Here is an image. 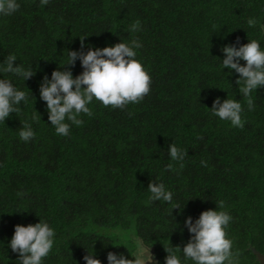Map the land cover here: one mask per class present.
<instances>
[{
	"label": "trees",
	"instance_id": "trees-1",
	"mask_svg": "<svg viewBox=\"0 0 264 264\" xmlns=\"http://www.w3.org/2000/svg\"><path fill=\"white\" fill-rule=\"evenodd\" d=\"M261 264L264 0H0V264Z\"/></svg>",
	"mask_w": 264,
	"mask_h": 264
},
{
	"label": "rangeland",
	"instance_id": "rangeland-1",
	"mask_svg": "<svg viewBox=\"0 0 264 264\" xmlns=\"http://www.w3.org/2000/svg\"><path fill=\"white\" fill-rule=\"evenodd\" d=\"M140 254H141V257L137 261V264H153V263H151L152 254H151L150 250L143 247V250L140 252ZM149 259H150V261L148 262Z\"/></svg>",
	"mask_w": 264,
	"mask_h": 264
},
{
	"label": "water",
	"instance_id": "water-1",
	"mask_svg": "<svg viewBox=\"0 0 264 264\" xmlns=\"http://www.w3.org/2000/svg\"><path fill=\"white\" fill-rule=\"evenodd\" d=\"M254 253L257 255V259L260 261L261 264H264V253L257 250V249H253ZM150 261V259L148 260V262ZM151 263H154V258L152 257L151 259Z\"/></svg>",
	"mask_w": 264,
	"mask_h": 264
}]
</instances>
